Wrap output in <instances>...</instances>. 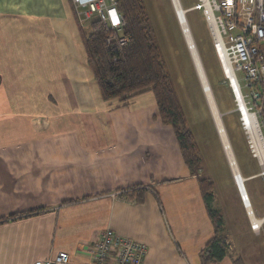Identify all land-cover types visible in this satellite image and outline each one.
Masks as SVG:
<instances>
[{"label":"crops","instance_id":"1","mask_svg":"<svg viewBox=\"0 0 264 264\" xmlns=\"http://www.w3.org/2000/svg\"><path fill=\"white\" fill-rule=\"evenodd\" d=\"M78 26L71 0H0V264L61 250L67 264H88L77 246L105 228L144 243L142 264H203L213 224L202 166L191 172L152 91L102 98ZM256 166L242 175L262 218L251 202L253 181L264 185ZM212 180L228 252L207 264H264V223L253 231L238 192L228 209ZM135 185L149 188L120 191Z\"/></svg>","mask_w":264,"mask_h":264},{"label":"built area","instance_id":"2","mask_svg":"<svg viewBox=\"0 0 264 264\" xmlns=\"http://www.w3.org/2000/svg\"><path fill=\"white\" fill-rule=\"evenodd\" d=\"M71 1L78 24L83 28L94 16L113 30L119 31L124 25L123 17L116 8V0ZM192 8L201 10L224 78L240 111L249 152L258 161L259 173L264 175V162L257 156L246 117L248 115L258 121V132L264 142V0H197ZM110 39L108 37L106 41ZM118 41L122 44L126 38L120 36ZM238 72L243 84L237 76ZM233 177L250 228L257 231L264 223V216L257 219L259 222L253 221L251 215L254 212L245 187L243 184L240 187L235 175ZM77 249L87 254L88 264H142L147 251L144 243L124 237L110 228L101 230L93 242L78 244ZM68 260V252L61 250L34 264H67Z\"/></svg>","mask_w":264,"mask_h":264},{"label":"trees","instance_id":"3","mask_svg":"<svg viewBox=\"0 0 264 264\" xmlns=\"http://www.w3.org/2000/svg\"><path fill=\"white\" fill-rule=\"evenodd\" d=\"M116 8L124 20L119 31L108 28L95 16L86 28L78 26L87 63L101 96L104 100L125 101L141 92L152 91L160 120L172 126L184 160L191 172L196 173L201 165L198 146L187 126L184 110L166 70L146 7L142 0H116ZM120 36L126 38L122 44L118 41ZM108 37H111L109 42L106 41ZM198 182L213 224V235L200 251L202 263L207 264L221 260L228 252V244L222 213L212 206L213 180L210 176L200 175ZM146 188L149 186L135 185L120 191L125 195L132 192L141 195ZM234 263L242 264L238 259Z\"/></svg>","mask_w":264,"mask_h":264},{"label":"rangeland","instance_id":"4","mask_svg":"<svg viewBox=\"0 0 264 264\" xmlns=\"http://www.w3.org/2000/svg\"><path fill=\"white\" fill-rule=\"evenodd\" d=\"M142 1L149 14L155 39L162 51L166 70L170 74L184 110L187 126L191 129L198 146L202 173L211 178L212 175L217 178L223 204L229 209L237 186L172 2L171 0ZM179 1L183 8H190L197 3V0ZM185 15L239 172L241 174L240 170L244 169L249 172L257 170L255 162L258 164V161L249 152L240 122V111L233 92L224 78L201 10L187 9ZM237 76L243 84L241 73L238 72ZM228 174L229 183L226 182ZM253 183L251 202L262 213L264 212V185L260 183V179L254 180Z\"/></svg>","mask_w":264,"mask_h":264},{"label":"bare ground","instance_id":"5","mask_svg":"<svg viewBox=\"0 0 264 264\" xmlns=\"http://www.w3.org/2000/svg\"><path fill=\"white\" fill-rule=\"evenodd\" d=\"M171 2H172V5L174 7V12H175L176 17L178 19V22H179V25H180L181 30L183 32L184 38L186 40L188 49L190 51V55L192 57L193 63L195 65L197 75L199 77L202 89H203L205 97L207 99V102H208L214 123L217 127L218 134L221 138L223 149L226 152V157H227L228 163L231 167L233 175H235V178L238 182V185L240 187H242V184L244 185L245 179L243 178V176H241L239 169L237 167L238 165H237V162L234 158V154L232 152L231 145L227 139L226 131H225V128L222 124L220 113L217 109V106H216V103L214 101L212 92H211L209 84L207 82V78H206V75L204 72V68H203L202 63L200 61V58H199L197 49L195 47V44H194V41H193V38H192V35L190 32L188 23L186 21V17H185L186 16L185 15L186 10L181 6L179 0H171ZM240 103L242 105V100H240ZM246 117H247L248 124L250 127L249 130L251 131L250 136L254 140L256 150L258 151L257 156L260 157L262 162H264V142H263V140H262V138L258 132V130L260 128L259 123L254 118H250L251 116L249 117L248 115H246ZM247 195H248V193H247ZM248 198H249V195H248ZM249 203H250V199H249ZM251 218L255 222H259V220H257V219H261V218H257L255 215H251Z\"/></svg>","mask_w":264,"mask_h":264},{"label":"water","instance_id":"6","mask_svg":"<svg viewBox=\"0 0 264 264\" xmlns=\"http://www.w3.org/2000/svg\"><path fill=\"white\" fill-rule=\"evenodd\" d=\"M183 33V32H182Z\"/></svg>","mask_w":264,"mask_h":264}]
</instances>
